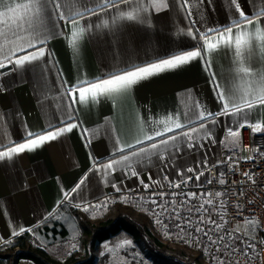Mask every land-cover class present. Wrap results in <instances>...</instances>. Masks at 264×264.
<instances>
[{
    "label": "crops",
    "instance_id": "0c3cea01",
    "mask_svg": "<svg viewBox=\"0 0 264 264\" xmlns=\"http://www.w3.org/2000/svg\"><path fill=\"white\" fill-rule=\"evenodd\" d=\"M86 2L91 5L93 0ZM238 2L246 14H251L253 0ZM168 4V9L161 12L149 11L150 26L129 21L113 24L111 17L115 9L82 20L83 26L92 27L85 32L75 53L66 42L68 25L53 16L47 21V32L42 33L48 37L43 45L45 57L20 68L14 65L12 71L0 75V143H6L9 137L15 142H23L27 131H42L49 125L64 126L61 122L68 119L69 111L70 122L79 125L34 151H25L11 160H0V237L3 238L0 245L28 232L27 229L38 227L63 208L89 206V210H93L116 200L144 199L163 192L167 186L183 183L187 177H193L187 183L204 184L210 178L207 167L220 162L224 151L242 149L245 128L240 130V137L233 143L226 133L229 127L236 128L237 118L220 115L215 117L214 123L205 121L206 129L193 134L192 147L187 138L181 137L166 152L160 149L148 156L133 157L131 168L118 165L107 174L95 170L93 161L107 163L152 143L135 144L138 138H143L139 120H143L151 132L152 120L167 114H182L185 104L198 101L213 113L221 109L210 81L215 73L222 86L231 84L232 55L226 50L208 58L211 71H205L204 62L196 59L140 82L130 94L115 101L101 98L99 103L76 104L69 109L71 101L65 94V82L70 86L85 75L91 79L132 64L144 65L179 51L193 50L202 42L198 36L194 39L187 34L189 28L194 33L197 29L204 31L207 27L228 24L238 15L230 0H205L200 5L192 0L193 16L190 19L181 8V0H168ZM126 7L121 5L122 9ZM103 19L109 20L108 27H96ZM253 65L258 67L256 61ZM249 119L252 123H264V107L254 109ZM193 126L198 127V124ZM84 129L88 130L86 136ZM187 130H176L167 135H179ZM117 140L120 146L133 144L135 148L125 147L123 153L117 152ZM188 168L195 171L189 173ZM132 170L138 176H132ZM198 172L203 173L199 180L195 179ZM84 177H87L85 182L73 192ZM141 180L150 187L144 188ZM64 192L70 193L66 203H63ZM207 198L204 194L203 199ZM197 209L193 213L189 206L180 213L187 217L195 214L197 218L203 214L210 219V205ZM21 228L26 231L20 232ZM13 230L19 235H11ZM23 260L26 262L22 263ZM20 264L36 263L22 259Z\"/></svg>",
    "mask_w": 264,
    "mask_h": 264
},
{
    "label": "snow or ice",
    "instance_id": "6c2138e0",
    "mask_svg": "<svg viewBox=\"0 0 264 264\" xmlns=\"http://www.w3.org/2000/svg\"><path fill=\"white\" fill-rule=\"evenodd\" d=\"M195 2L200 5L205 0H195ZM230 3L234 6L238 15L231 18L228 24L207 27L204 31L197 29L196 33L191 28L188 29L187 34L189 36L194 39L198 36V39L202 42L199 47L193 50L179 51L167 58L144 65L132 64L91 79L85 75L82 78H78L70 86L65 82V94L71 101L68 105L69 109H71L76 104L87 106L89 103H99L101 98L115 101L119 97L130 94L140 82L165 71L175 70L196 59L204 62L205 71H211V60L208 58L220 50H226L232 55L233 79L231 84L222 86L217 81L215 73H212L211 76L210 82L221 105L219 112H210L197 101L191 105L185 104V110L182 114L177 112L152 120L151 132L145 127V122L139 120V128L143 138H138L135 144L144 145L146 141H152V143L148 144L147 147H140L130 154L121 155L119 159H112L107 163L93 161L95 170H103L107 174L118 165L131 168L133 157L148 156L160 149L166 152L168 147L181 137L187 138L189 147H192L193 134L200 133L206 129L205 121L211 120L214 123L215 117L220 115L237 118L235 121L236 128L229 127L226 133L227 138H232L233 143L236 142L235 138L240 137L241 129L251 128L253 133L264 131V123L260 121L252 123L249 119L250 113L254 109L264 107V0H253L251 14L245 13L238 0H230ZM121 5H126L127 7L122 9ZM168 7V0H93L91 5L86 0L85 2H82V0H67L66 3H61L60 0H0V69H4L8 65H15V67L20 68L44 58L46 50L43 45L46 44L48 37L46 34L42 35V33L47 32V21L53 16L68 25L66 42L75 53L78 52L79 43L83 39L85 32L92 27V25H88L86 28L81 24V21L90 16H99L100 13H107L109 10L115 9L116 11L111 17L113 24H117L120 21H129L150 26L151 21L147 16L149 11L154 10L158 13L168 9ZM181 8L186 11V18L190 19L193 16L192 0H181ZM192 23L195 24V21L193 20ZM108 25L109 20L103 19L96 27L103 26L107 28ZM29 49H32V51H29ZM19 53L25 54L19 55ZM253 61L257 62L258 67L253 65ZM182 117L184 122H182ZM71 119L72 116L69 111L68 119L61 122L64 126L49 125L42 131H27L23 142H15L10 137L7 138L6 143H0V160L6 158L11 160L25 151H34L46 142L54 141L65 133L72 132L79 125L70 122ZM195 124H198V127L193 126ZM185 128L188 130L182 131L179 135H167ZM87 131V129L83 130L85 136ZM157 138L161 139L157 140ZM116 145V151L120 153L125 151V147L135 148L133 144L120 146L119 140L116 141ZM161 158H164L162 154ZM194 171L195 169L193 168L187 169L189 173ZM131 175L138 176V173L132 170ZM201 175L203 173L198 172L195 179L199 180ZM243 175L248 177L249 180L252 179L251 174L248 172L243 173ZM86 178H82L72 191H77ZM192 178L187 177L184 183H187ZM141 183L144 188L150 187L143 180H141ZM219 183L223 185L226 181L220 179ZM113 187L116 188V185L113 184ZM173 187L179 188L180 184H174ZM117 191H119L118 188ZM159 195L163 197L165 193L161 192ZM221 195V192H216L215 198H219ZM69 196L70 193L64 192L65 200ZM195 196L196 193H191L188 198L191 199ZM208 197L203 204L199 205L197 211L204 209L205 204L213 205L214 200L210 193ZM151 203L161 207V211L167 210L166 207L158 205L155 200H152ZM172 204L173 212L179 218V213L175 209V201ZM77 206L79 207V205ZM219 207L221 209L224 208L223 202L220 203ZM83 210L87 212L89 206H85ZM221 219L223 220V216H221ZM156 222L161 223L159 219ZM203 222V219H201L200 223ZM188 223H191V221H188ZM208 223L214 225L215 230L224 229L223 224L216 223L211 219L208 220ZM244 223L246 225H258L259 221L248 218L245 219ZM178 227L183 230V226L178 225ZM212 230L210 229L209 231ZM224 230L227 232L226 229ZM24 231L26 229H20V232ZM27 231H31V229H27ZM195 231L204 232V235L208 236V232L198 225L195 227ZM227 234L232 236V232H227ZM11 235H19V232L13 230ZM208 238L213 244L217 242L210 236ZM2 239L0 237V240ZM220 239L222 240L223 237H220ZM253 240L254 237L248 235L247 240L244 241L246 244L243 252L244 256H249V252L259 256V253L256 252V244L251 242ZM7 242L10 243V241ZM261 243H264V241H261ZM128 245H131V241L125 239L117 247ZM225 248L228 249L231 246L225 245ZM108 250L114 251V249ZM232 251H240V249L232 248ZM253 258L254 256H249L250 260ZM215 259L217 264H224V260L219 257Z\"/></svg>",
    "mask_w": 264,
    "mask_h": 264
},
{
    "label": "built area",
    "instance_id": "2783aa9c",
    "mask_svg": "<svg viewBox=\"0 0 264 264\" xmlns=\"http://www.w3.org/2000/svg\"><path fill=\"white\" fill-rule=\"evenodd\" d=\"M14 69V65H8L4 69H0V75L10 72ZM244 140L240 151L229 152L224 151L223 158L218 163H213L207 167L210 178L207 182L201 185L190 183H179L180 187L167 186L163 192L174 193L175 197L182 196V200L177 201L182 205L191 202L192 208H198L203 204L204 194L210 193L214 203L210 205L215 208L213 213L214 221L224 225L227 232H232L229 236L224 229L215 230L214 225L208 223V219L202 214L200 218L194 217L195 214H190L186 221H191L186 229L187 235L179 234L180 227L177 233L170 230L162 232V238L169 243L175 240H188L191 246H201L207 258L210 255V261H214L215 257L224 260V264H264V131L253 133L251 128L244 129ZM231 157V159H229ZM251 157V159H249ZM251 174L252 179L244 176L243 173ZM220 179L226 181L225 184L219 183ZM210 181V182H209ZM254 181V182H253ZM221 192L219 198H215V193ZM191 193H196L194 198L189 199ZM209 198V197H208ZM64 200L63 203H66ZM223 202L224 208L219 207ZM180 205V204H179ZM179 214L181 218L185 216ZM223 216V220L221 219ZM254 219L259 221L258 225H246L245 219ZM203 219V223L200 220ZM226 222V223H225ZM182 226V223H178ZM200 226L204 231L208 232L213 240L217 242L211 243L208 236L204 232H196L195 227ZM191 227V228H190ZM213 229L212 231H209ZM248 235L254 237L256 244V252L259 256H255L249 252V256H254L249 259V256H244L243 252L246 248L244 241ZM220 237H223L221 240ZM225 245H230L231 248L226 249ZM232 248H239L240 251H232ZM219 249V251H217Z\"/></svg>",
    "mask_w": 264,
    "mask_h": 264
},
{
    "label": "trees",
    "instance_id": "16d2710c",
    "mask_svg": "<svg viewBox=\"0 0 264 264\" xmlns=\"http://www.w3.org/2000/svg\"><path fill=\"white\" fill-rule=\"evenodd\" d=\"M62 211L71 215L79 225L78 249L68 252L61 245L47 247L54 245V239L63 240L69 234L65 224L54 220V216L31 231L14 237L10 243L0 245V264H20L22 259L36 264H96L99 245L122 231L127 232L155 264H206L208 260L201 246L194 248L188 243L181 246L178 240L166 242L154 230L149 212L139 211L124 201H113L107 213L97 220H92L83 208L70 207ZM37 235L48 243L47 246ZM209 264H216L215 260Z\"/></svg>",
    "mask_w": 264,
    "mask_h": 264
},
{
    "label": "rangeland",
    "instance_id": "374dc122",
    "mask_svg": "<svg viewBox=\"0 0 264 264\" xmlns=\"http://www.w3.org/2000/svg\"><path fill=\"white\" fill-rule=\"evenodd\" d=\"M165 195L161 197L158 194L156 195H151L147 198L144 197V199H124V201L129 202V204L135 206L137 210L139 211H146L149 212L153 224H154V230H157L159 232L158 235L162 237V232L161 231H167L170 230L173 233H177V228H175L176 224L178 222H181L183 225V230H181V227L179 230V234L181 235H187L186 231V224L188 221L187 220V214H182L185 217H177V215L173 212V204L172 202L175 201V209L176 212L181 214L182 209H189V206L191 205L190 203H177V198H175L174 193H168V192H163ZM183 198L181 197V200ZM152 200L157 201L158 205H161L162 207H166V211H161V207H157L156 204L151 203ZM107 203L103 204L102 206H99L98 208H95L93 210H88V214L92 220H97L99 218H102L104 214L107 213L108 207L110 204L107 206ZM180 204V205H179ZM215 208L210 206V219L214 221L215 218H213V211ZM193 213L194 208H193ZM217 215V212L215 216ZM181 216V215H179ZM157 219L161 221V223H157ZM186 219V220H184ZM54 220L61 221L62 223L65 224V226L68 228L69 234L65 239H54V245L52 246H47L48 243L44 242L41 238L40 235H37L39 240L41 239L44 245H46L48 248H58L60 245L64 247V250L68 252H72L76 249H78L79 243V235H80V229L78 223L74 220L71 215L66 213L65 211H59V213L55 216ZM189 224V223H188ZM190 225V224H189ZM181 226V225H180ZM187 231L189 230L186 229ZM156 231V233H158ZM175 233V234H176ZM130 240L131 245L124 246V247H117V245L122 241V240ZM179 244L183 246V243H188L190 247L193 244L190 240V243L188 240L185 239H179ZM75 245V247H73ZM60 246V247H61ZM107 246V247H106ZM189 247V249H190ZM196 246H194L195 248ZM108 249H114V251H109ZM194 251V250H192ZM97 263L96 264H155L152 260L148 259L144 252L138 247V245L135 243L133 238L125 231L120 232L118 235L112 236L110 240L107 242L103 243L102 245L100 244L97 250ZM216 258V257H215ZM214 258V259H215ZM23 262H26V260H23ZM208 262V263H207ZM206 264H209L210 262V255H208V260ZM215 263L217 264V261L215 259Z\"/></svg>",
    "mask_w": 264,
    "mask_h": 264
}]
</instances>
